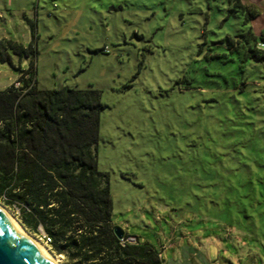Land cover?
I'll list each match as a JSON object with an SVG mask.
<instances>
[{"label":"rangeland","instance_id":"obj_1","mask_svg":"<svg viewBox=\"0 0 264 264\" xmlns=\"http://www.w3.org/2000/svg\"><path fill=\"white\" fill-rule=\"evenodd\" d=\"M233 8L229 0H0V89L33 60L41 89L100 92L97 166L108 175L112 220L162 250L164 264H264V198L258 204L252 189L244 202L217 195L247 178L243 167L230 171L237 162L264 174V63L243 57L240 46L252 41L237 35L260 33Z\"/></svg>","mask_w":264,"mask_h":264},{"label":"trees","instance_id":"obj_2","mask_svg":"<svg viewBox=\"0 0 264 264\" xmlns=\"http://www.w3.org/2000/svg\"><path fill=\"white\" fill-rule=\"evenodd\" d=\"M229 2L245 15L244 24L256 17L253 5ZM237 35L252 41L240 46L243 57L263 64L264 49L258 42L264 41V32L257 36L249 27ZM235 43L228 41L231 48L239 46ZM10 47L19 56L26 52L17 42ZM29 50L33 54V48ZM34 74L35 65L29 60L18 79L0 89V203L28 232L43 240L48 237L50 250L63 264H164L154 245L139 238L122 244L114 233L117 224L112 220L108 175L97 166L96 144L104 109L100 92L92 87L41 89ZM249 166L237 162L229 168L234 177L236 169L245 168L247 178L240 182L234 178L237 184H230L234 195L222 187L217 194H222V201H248L246 191L252 189L261 203L264 174L260 169L250 176ZM220 183H212L213 193ZM217 195L212 197L218 200ZM256 209L257 214L263 212L262 206Z\"/></svg>","mask_w":264,"mask_h":264},{"label":"water","instance_id":"obj_3","mask_svg":"<svg viewBox=\"0 0 264 264\" xmlns=\"http://www.w3.org/2000/svg\"><path fill=\"white\" fill-rule=\"evenodd\" d=\"M114 233L122 238L124 230L114 226ZM0 264H51L36 245L16 228L0 211Z\"/></svg>","mask_w":264,"mask_h":264},{"label":"bare ground","instance_id":"obj_4","mask_svg":"<svg viewBox=\"0 0 264 264\" xmlns=\"http://www.w3.org/2000/svg\"><path fill=\"white\" fill-rule=\"evenodd\" d=\"M0 211L4 214V216L7 219L13 222V224L22 233V235L29 238L36 245V247L39 249L41 254L46 257L47 261H49L51 264H62L59 261V258L56 255L52 254L48 249V247L44 245V243H42L39 239H36L34 236H31L30 233H28L24 229V227L20 224V222L12 214H10L9 211L1 204H0Z\"/></svg>","mask_w":264,"mask_h":264},{"label":"crops","instance_id":"obj_5","mask_svg":"<svg viewBox=\"0 0 264 264\" xmlns=\"http://www.w3.org/2000/svg\"><path fill=\"white\" fill-rule=\"evenodd\" d=\"M241 1L243 4L253 5V7H255V9L257 10L256 17L253 18L252 20H250L251 25L254 29V32L256 34L264 32V0H241ZM120 227H122V226H120ZM128 234H130V233H128Z\"/></svg>","mask_w":264,"mask_h":264},{"label":"built area","instance_id":"obj_6","mask_svg":"<svg viewBox=\"0 0 264 264\" xmlns=\"http://www.w3.org/2000/svg\"><path fill=\"white\" fill-rule=\"evenodd\" d=\"M258 47H261L262 49H264V41H259L258 42ZM45 236V235H44ZM49 239L48 237L45 238V242H48ZM121 243L122 244H125V243H135L137 242V238L133 235H127V236H124L120 239ZM159 255L162 256V250L159 252Z\"/></svg>","mask_w":264,"mask_h":264}]
</instances>
